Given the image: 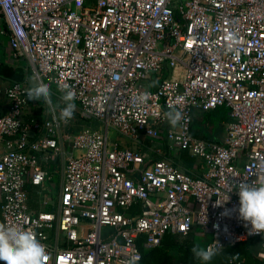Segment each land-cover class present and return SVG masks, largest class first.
<instances>
[{"label": "built area", "instance_id": "2783aa9c", "mask_svg": "<svg viewBox=\"0 0 264 264\" xmlns=\"http://www.w3.org/2000/svg\"><path fill=\"white\" fill-rule=\"evenodd\" d=\"M0 35L13 59L60 97L73 90L81 117L105 126L68 134L60 122L29 123L26 109L42 101L29 100L24 82L0 90V223L33 231L44 264H137L140 238L153 250L193 232L211 234L204 248L218 241V252L260 239L264 261V234H250L230 192L264 182V0H0ZM220 109L222 142L194 136L196 111ZM169 111L182 115L175 126ZM111 129L130 144L111 141ZM164 144L201 161V177L158 158ZM62 151L59 209L34 212L27 187L49 182L45 165Z\"/></svg>", "mask_w": 264, "mask_h": 264}, {"label": "crops", "instance_id": "0c3cea01", "mask_svg": "<svg viewBox=\"0 0 264 264\" xmlns=\"http://www.w3.org/2000/svg\"><path fill=\"white\" fill-rule=\"evenodd\" d=\"M3 42H4L3 40H0V49H3L4 52L7 54V56H9L10 59H12L11 51L9 49V43L5 47ZM6 54H5V57H6ZM20 61L23 63V65H21L22 63H20L19 65L15 64L13 60H12L13 63L11 62L9 65H7L6 63H2L1 55H0V90L9 88L13 84H15V81L13 80V78L11 76L12 72L16 73V74L19 73L21 76L22 82L26 83L30 89L35 85L32 82V80H29V78H28V69H27L29 67L28 63L24 60H20ZM35 77H37V76H35ZM39 82H41V81H39ZM48 86L50 87L51 92H52L51 100H52V105L54 107H49V105H46L43 101L41 103H38V104L32 103L26 109L25 119L29 123H31L32 121L43 123L45 120H48V121L54 122L55 125L57 122H60L61 125L65 126L66 124H68L67 119H61L60 117L56 116L57 115V114H55L56 113V102L53 103V101L56 100V97L58 98V101L61 102L59 99L60 96L58 95V93L56 92V89L53 86H51V85H48ZM57 104H58V102H57ZM7 107H8V102L6 101L5 98L0 96V113L5 112L7 110ZM75 108H78V110H79V107L75 106ZM221 110H223V109H221ZM216 112L217 111H214V113H216ZM223 112H225L227 115L226 110H223ZM200 114L205 115V114H209V113H203L201 111H196V113L194 115V120L197 117H200ZM80 117H81V115H80ZM81 119H83V118L81 117ZM83 120L84 121H92V120H87V119H83ZM194 120H193V123H194ZM225 122H226V119H225V121L222 122L221 125L209 123L206 125L205 128L204 127L198 128L197 133H196L197 136H196V134H194V131H193V134H194V136H196L198 138L213 140V141L221 143L223 140V137H224L223 124ZM61 125L58 129L60 132H63L61 130ZM91 126H93V128L91 127L90 129H94V130L100 129V128L99 129L95 128L93 123H91ZM80 130H82V128L79 129L78 131H80ZM203 130L205 131L204 135L202 134ZM78 131H76V132H78ZM76 132H74V133H76ZM64 133L74 134V133H69V132H64ZM42 135H43L42 129L37 130V129L33 128L31 130V139L32 140H38L39 138L42 137ZM116 141H118L123 146L130 144L128 141L121 138L120 136H117V138H115V141H113V142H116ZM163 148L164 149L162 151V155L160 157L158 156V158H167L170 160L172 159L173 163L177 167L184 170L185 172H187L192 177H194V178L201 177V175L204 171L203 170V164L201 161H198L195 159L194 165L192 167H189L188 164L185 163L183 161V159L181 158L182 152L186 151V150H178L177 149L176 151L172 152L168 148V146L165 144L163 145ZM4 149H5V144L0 143V154H2L4 152ZM143 149L145 151H147L151 155V157H157V155L155 153L156 149L153 148L150 141L145 142ZM65 157H66L65 153L62 151V152H60L57 159H55L51 163L45 165V168L47 169L48 173L50 174V180L47 184H45L43 187L28 185L27 190L29 192V197H30V206H31L30 209H32L34 212H41V211H47V210L57 211L59 209L60 198H61V193H62V186L64 183L65 161H63V160L65 159ZM56 177L58 178L57 181H56ZM45 200H50L52 202V204L50 206H45L44 205ZM195 233H197V232H195ZM251 242H252L253 247L255 248V251L259 252V250L261 249V240L260 239L251 240ZM49 243H54L53 237H50ZM201 244L202 243L200 242L199 247L202 248Z\"/></svg>", "mask_w": 264, "mask_h": 264}, {"label": "clouds", "instance_id": "9594fccd", "mask_svg": "<svg viewBox=\"0 0 264 264\" xmlns=\"http://www.w3.org/2000/svg\"><path fill=\"white\" fill-rule=\"evenodd\" d=\"M234 50L239 52L238 48ZM60 91L62 95L59 99L64 104V107L60 109V118L70 119L75 111V92L67 86L62 87ZM148 95L143 93L134 97L133 101L139 106L146 102ZM51 97L50 87L42 82L36 83L28 91L29 100L43 101L49 107H54ZM164 115L173 126L182 119L181 113L177 111H169ZM233 191L239 196V218L245 222L246 226L250 225V234H264V182L257 185L239 181L233 185V190L230 192ZM228 200L229 196L226 201L216 203L223 205ZM218 248H222V245L215 241V246L207 248L194 246L191 251L196 259L207 264L218 253ZM46 256V246L37 239L33 231L0 223V264H44Z\"/></svg>", "mask_w": 264, "mask_h": 264}, {"label": "trees", "instance_id": "16d2710c", "mask_svg": "<svg viewBox=\"0 0 264 264\" xmlns=\"http://www.w3.org/2000/svg\"><path fill=\"white\" fill-rule=\"evenodd\" d=\"M201 125H203L202 120L197 117L193 123L194 134ZM181 158L189 167L194 165L195 159L191 158L187 151L182 152ZM137 213H139L138 205L128 212L130 215ZM144 240L143 237L138 241L143 258L137 264H205L202 260L196 259L191 251L194 246L200 244V237L195 232L188 235L168 234L160 246L153 250L144 249ZM257 253L251 241L242 242L219 251L207 264H264V261L257 257Z\"/></svg>", "mask_w": 264, "mask_h": 264}, {"label": "rangeland", "instance_id": "374dc122", "mask_svg": "<svg viewBox=\"0 0 264 264\" xmlns=\"http://www.w3.org/2000/svg\"><path fill=\"white\" fill-rule=\"evenodd\" d=\"M0 40H3L4 42V45L5 47L7 46L8 44V41H7V38L6 37H3L0 35ZM5 52L3 49H0V55H1V61L2 63H6L7 65H9L12 60L14 61L15 64H20L22 63L20 60H15V59H10L9 56H7L6 54V57H5ZM13 63V62H12ZM23 65V63L21 64ZM29 66V65H28ZM28 78L29 80H32V82L34 84L36 83H39V79L38 77H35L37 76L35 72H33V70L31 69V67H28ZM24 87L27 86L26 83L22 84ZM56 102V113L57 114L56 116L57 117H60V109L64 107V104L62 102H59L58 101V98L56 97V100L53 101V103ZM58 102V104H57ZM79 110L78 108H75V111H74V114L73 116L70 118V119H67L68 121V124H66L65 126L64 125H61V130L63 132H69V133H74L76 131H78L79 129H86V128H93V126H91V123H93L94 127L97 128V129H102L104 130L105 126L99 122V121H95V120H92V121H84L83 119H81L80 117V114L78 113ZM201 120H202V124L201 127L199 128H205L207 124L209 123H213V124H217V125H221L223 121H225V119L227 120V115L225 112H223V110H217L216 113H209V114H200V117H199ZM202 134L204 135L205 134V131L203 130L202 131ZM117 136H120L115 130L111 129L110 130V133H109V137L111 139V141H115V138H117ZM80 154V151H74V156H77ZM58 180V178L56 177V181ZM200 237V236H199ZM213 240L211 234H208L206 239H202L200 237V242L202 243L201 246L202 248L205 247L206 243H211Z\"/></svg>", "mask_w": 264, "mask_h": 264}, {"label": "water", "instance_id": "95a60500", "mask_svg": "<svg viewBox=\"0 0 264 264\" xmlns=\"http://www.w3.org/2000/svg\"><path fill=\"white\" fill-rule=\"evenodd\" d=\"M11 76H12L13 80L15 81V83H23L19 73L16 74V73L12 72Z\"/></svg>", "mask_w": 264, "mask_h": 264}, {"label": "bare ground", "instance_id": "6f19581e", "mask_svg": "<svg viewBox=\"0 0 264 264\" xmlns=\"http://www.w3.org/2000/svg\"><path fill=\"white\" fill-rule=\"evenodd\" d=\"M177 71H179L178 68H177ZM177 71H176V72H177Z\"/></svg>", "mask_w": 264, "mask_h": 264}]
</instances>
